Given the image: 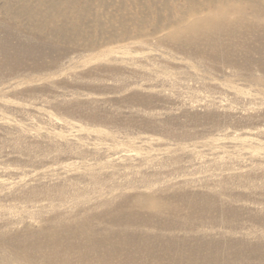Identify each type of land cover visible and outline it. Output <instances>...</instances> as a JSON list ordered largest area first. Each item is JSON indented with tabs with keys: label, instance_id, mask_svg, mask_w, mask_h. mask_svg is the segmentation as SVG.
Listing matches in <instances>:
<instances>
[{
	"label": "rangeland",
	"instance_id": "1",
	"mask_svg": "<svg viewBox=\"0 0 264 264\" xmlns=\"http://www.w3.org/2000/svg\"><path fill=\"white\" fill-rule=\"evenodd\" d=\"M113 1L117 0H105L103 6L99 0L88 3L90 11L77 40L52 39L53 47L45 48L40 60L45 67H50L47 71H33L31 79L18 86L10 87L6 82L8 87L0 85V120L13 122L21 130L11 132L0 127V168L19 172L18 175L0 172V178L6 181L29 179L41 169L63 162H80L67 157L71 154L81 156V153L70 152L78 151L79 145L98 142L152 158L159 171L146 177L155 179L154 184L121 185L119 169L111 175L97 172L100 183L92 182V179L90 182L85 176L71 177V183L64 185H49L46 179L37 185L31 180L19 190L4 189L0 194V209L29 213L40 222L47 217L43 214L52 211L48 216L55 212L87 216L98 231L106 227L117 230L123 219H128L129 223L137 225L135 229L154 232L172 219L169 217L188 214L179 199L180 194L212 193L219 206L229 209L226 217L230 220L214 218V213L204 208V213L190 215L183 223L184 227L202 225V236L236 241L246 261L257 260L260 255L247 250L252 247L264 249V170H250L245 182L230 184L228 191L238 196L230 200L211 181L192 180L200 173L219 176L217 170L208 167L209 170L196 174L184 169L189 162L186 154L190 152L225 154L246 161L251 155H264V135L257 133V129H264V87L247 76H259L261 71L249 62L237 68L230 63L212 64L207 57L179 52L166 55L144 50L147 54L141 58L137 53H129L124 47L127 42L124 46H121L124 42H115L100 47L99 52L103 53L95 59L81 55L84 39L96 37L97 17L104 26L109 24V15L119 17L114 11L115 4H111ZM132 1L136 0H123L131 4L129 9H133ZM3 2L0 0V4ZM85 2L79 0V4ZM1 20H9L2 10ZM114 21L113 18L111 22ZM13 22L24 27L29 25L22 19ZM48 27L51 26L47 25V31ZM123 47L129 55L123 53ZM66 56H72V59L67 61ZM53 57L60 62H51ZM233 60L240 59L235 56ZM28 72H31L30 67L24 70V73ZM2 74L8 76V69ZM157 76L162 80L157 82ZM188 100L192 103L186 106L184 102ZM216 100L226 106L216 109ZM49 119L56 120L59 125L50 126ZM31 131L40 132L42 137L26 139L24 133ZM58 139L68 142L60 144ZM95 158L82 154L81 161L90 167L100 163L101 159ZM260 165L264 167V161ZM130 176L131 180H137L134 175ZM33 190L35 194H31ZM58 190L63 193L59 194ZM135 192L159 196L165 204L175 205L178 210L168 216L159 214L136 202L132 197ZM106 197L114 201L112 207H122L123 216L114 217L110 213ZM214 219L216 226L213 227ZM176 222L179 221L174 220L171 227L179 225ZM170 232L179 236L184 234L176 228ZM3 235L0 232V237Z\"/></svg>",
	"mask_w": 264,
	"mask_h": 264
},
{
	"label": "bare ground",
	"instance_id": "2",
	"mask_svg": "<svg viewBox=\"0 0 264 264\" xmlns=\"http://www.w3.org/2000/svg\"><path fill=\"white\" fill-rule=\"evenodd\" d=\"M104 1L99 0L100 6L105 4ZM90 2L91 0H86L84 4H79V0H4L0 4V10L9 20L0 21L1 87L5 82L9 83L7 85L10 87L18 86L19 83L30 80L33 71H47L50 67L40 63L45 48L53 47L52 39L55 37L66 41L78 39L90 11L88 7ZM111 4H115L114 11L119 17L108 14L109 24L104 26L99 16H95L98 21L96 37L92 40L84 39L81 55L95 59L103 53L99 52L100 47L115 42H124L121 44L124 46L127 42L124 47L130 52L127 51L130 54L134 52L131 55L137 53L141 58L143 55L146 56L145 52L157 51L166 55L179 52L198 58L207 57L212 64L224 62L237 68L249 62L261 71V75L247 76L254 83L262 84L264 87V0H136L132 1L133 9H129L131 4L128 6L129 4L123 0L113 1ZM113 18L114 23L111 22ZM16 19L25 20L29 25L27 27L18 25L13 22ZM47 25L51 26L48 27L49 31L45 29ZM235 56L240 60H233ZM53 58L51 62L57 60L60 62L57 57ZM71 59L72 56H66L65 60ZM28 67L31 68V72L24 73ZM6 69L9 71L8 76L2 74ZM158 77L157 82L162 80ZM216 102V109H223L226 106L217 100ZM184 103L189 106L192 101ZM237 111L241 113L242 110L238 108ZM47 122L50 126L59 125L53 119ZM0 127L12 130L11 132L20 130L16 124L9 121L0 120ZM39 133L31 131L24 133V136L30 140L38 137L40 139ZM257 133L264 135V129H257ZM54 141L57 142V138ZM58 141L60 144L68 142L65 139ZM77 152L81 153V156L71 154L67 158L73 157L80 162H63L41 169L34 172L29 179L6 181L0 178V194L5 191L4 189L10 192L11 189L19 190L31 180L36 181L37 185L44 182L43 179H46L49 185H64L71 183V177L85 176L90 182L93 180L92 182L100 183L97 172L111 175L116 169L121 172L122 179L119 178L122 182L119 184L131 187L137 182L138 185L150 186L154 184L155 179L146 176L157 174L159 171L156 170L158 168L155 167L152 158L125 149H113L98 142L79 145L78 151L70 153ZM82 154L94 156L101 161L88 167L81 161ZM186 157L189 158V162L184 170L196 174L197 171L205 172L209 168L217 170L219 176L193 174L196 177L193 176L192 180L211 181L230 200L238 198L228 191L230 184L240 185L241 181L245 182L244 179H247L250 170L254 172L264 170L260 165L264 161V155H251L247 161L215 153L201 155L190 152ZM0 172L19 174L17 170L6 168H0ZM130 175L137 177V180L136 178L131 180ZM35 193V190L31 192ZM58 193L62 194L63 191L60 193L58 190ZM132 197L136 202L166 216L178 210L177 206L165 204L159 196L153 194L135 192ZM179 199L188 209V214L169 217L172 219L160 225L154 232H146L139 227L137 230L135 229L137 225L129 223L128 219H123L124 222L120 223L117 230L106 227L98 231L87 216L69 215L70 213L64 212H55L56 214L48 216L53 212L51 210L52 212L48 214L44 211L46 214L42 216L47 217L40 222L29 213L18 214L0 209V232L4 234L0 237V264H264L263 247H252L247 250L260 255L257 260L249 262L245 260L236 241L202 236L200 234L204 231L200 228L202 225L184 227L185 220L190 215H200L205 210H211L214 218L230 220L226 217L229 209L219 206L214 194L186 192L180 194ZM112 202L114 201L110 197L105 199L110 213L114 217L123 216L122 207L120 205L112 207ZM62 208L59 209L66 211ZM173 219L179 221L176 222L179 225L171 227ZM215 222L214 219L213 227L216 226ZM175 228L184 234L179 236L171 233L170 230Z\"/></svg>",
	"mask_w": 264,
	"mask_h": 264
}]
</instances>
